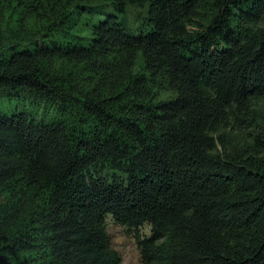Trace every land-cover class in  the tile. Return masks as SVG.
<instances>
[{
	"label": "trees",
	"instance_id": "obj_1",
	"mask_svg": "<svg viewBox=\"0 0 264 264\" xmlns=\"http://www.w3.org/2000/svg\"><path fill=\"white\" fill-rule=\"evenodd\" d=\"M1 98L0 264H264V0H0Z\"/></svg>",
	"mask_w": 264,
	"mask_h": 264
},
{
	"label": "rangeland",
	"instance_id": "obj_2",
	"mask_svg": "<svg viewBox=\"0 0 264 264\" xmlns=\"http://www.w3.org/2000/svg\"><path fill=\"white\" fill-rule=\"evenodd\" d=\"M113 5H110L112 7ZM146 14V8L138 5H129L127 8V18L133 24L138 23ZM30 25L33 30L39 29L36 27V21L32 20ZM14 107L19 109H27L31 112H36L40 116L47 115L49 118L54 114L53 107H47L43 104L39 105L31 99L18 98L9 100L7 98L0 99V110L9 112ZM107 230L111 234L112 245L121 253L122 264H141V252L138 245V236L151 234L152 225L145 222L137 229L130 228L127 225L121 224L112 214L106 215Z\"/></svg>",
	"mask_w": 264,
	"mask_h": 264
}]
</instances>
